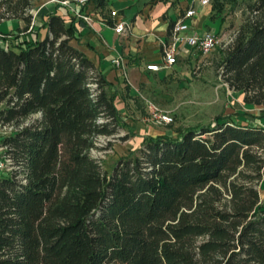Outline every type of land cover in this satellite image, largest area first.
<instances>
[{"label":"trees","instance_id":"trees-1","mask_svg":"<svg viewBox=\"0 0 264 264\" xmlns=\"http://www.w3.org/2000/svg\"><path fill=\"white\" fill-rule=\"evenodd\" d=\"M32 1L0 0V23L28 34L0 42V123L39 115L0 143V264H264V126L228 116L146 137L108 175L90 151L125 128L116 97L72 45L73 19L33 18ZM245 3L221 78L264 110V0Z\"/></svg>","mask_w":264,"mask_h":264},{"label":"rangeland","instance_id":"rangeland-1","mask_svg":"<svg viewBox=\"0 0 264 264\" xmlns=\"http://www.w3.org/2000/svg\"><path fill=\"white\" fill-rule=\"evenodd\" d=\"M61 0H33L29 12L33 18L41 12H51L53 5ZM76 5L74 0H67ZM234 1V2H233ZM178 0L172 3L176 7ZM223 8L212 14L210 22L216 23L215 30L207 25L206 31L213 32L219 45L206 55H193L179 61L161 73H148L140 65L141 82L131 84L124 78L123 83L109 88L116 96L115 106L125 123V128L110 137H99L90 151L91 158L101 164L108 175L118 160L129 156L140 148L146 137L167 135L176 137L177 129L201 127L212 124L217 118L230 116L233 121H248L264 126V110L243 103V95L227 88L221 78L223 58L238 35L240 27L247 17L245 0H225ZM104 18L109 11H104ZM24 23L21 20H6L0 23V42L11 46L23 41L28 34L21 32ZM47 28L39 32L44 39ZM127 85V86H126ZM4 104L0 103V110ZM170 117L172 122H158L154 114ZM39 115H32L20 126L0 123V143L3 137L14 134L21 127L30 124ZM5 149L0 146V155ZM10 166H8V170ZM258 190L261 203H264V169Z\"/></svg>","mask_w":264,"mask_h":264},{"label":"crops","instance_id":"crops-1","mask_svg":"<svg viewBox=\"0 0 264 264\" xmlns=\"http://www.w3.org/2000/svg\"><path fill=\"white\" fill-rule=\"evenodd\" d=\"M108 0V6L100 14L94 5L89 3L83 8L70 4L64 8L62 5H53V9L64 16L66 25L70 19L74 21L78 40H73L72 45L82 52L101 72L110 84L123 83L124 78L132 84L141 82L140 65L161 63V50L164 42L168 40L170 25L193 7L196 15L189 21L198 33L207 32L208 25L215 30L216 23L210 22L212 14L219 12L225 1L213 0L208 6H200L194 0ZM234 2V1H233ZM215 6V8H213ZM104 11H109V17L104 18ZM111 11H117L116 17H111ZM85 17L84 20L78 17ZM83 20L85 24H80ZM124 22L126 32L118 35L114 31L116 23ZM215 27V28H214ZM199 55L194 51L183 50L178 57L179 61L187 60L190 56ZM114 59H120L124 67L123 77L120 69L112 64ZM173 67V66H172ZM167 69L158 72L161 73ZM132 82V84H131ZM127 86V85H126ZM116 97V96H115Z\"/></svg>","mask_w":264,"mask_h":264},{"label":"built area","instance_id":"built-area-1","mask_svg":"<svg viewBox=\"0 0 264 264\" xmlns=\"http://www.w3.org/2000/svg\"><path fill=\"white\" fill-rule=\"evenodd\" d=\"M200 6H208L213 0H194ZM225 1V0H221ZM78 8H83L88 5L90 0H74ZM64 8L68 7L70 3L67 0H61L59 2ZM76 13L78 17H81ZM117 11H111V17L117 16ZM196 15V10L191 7L188 8L182 16H180L171 26L168 40L163 43L161 50V63L159 64H147L145 66L146 71L158 72L163 69H169L177 63L178 57L183 50L194 51L199 55H206L212 52L218 45L219 40L213 32L198 33L189 21ZM86 20L85 17H81ZM33 24V23H32ZM114 31L118 35H122L126 32V24L124 22L116 23ZM112 64L120 69L122 76H125L124 67L120 59H114ZM154 117L158 122L169 124L172 119L166 115L154 114ZM10 160L4 154L0 155V174L7 175L11 171Z\"/></svg>","mask_w":264,"mask_h":264}]
</instances>
